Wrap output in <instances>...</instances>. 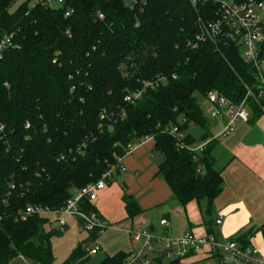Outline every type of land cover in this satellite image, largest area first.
Segmentation results:
<instances>
[{
  "label": "trees",
  "instance_id": "obj_1",
  "mask_svg": "<svg viewBox=\"0 0 264 264\" xmlns=\"http://www.w3.org/2000/svg\"><path fill=\"white\" fill-rule=\"evenodd\" d=\"M13 1L0 0V44L7 40L0 50V264L16 258L53 264L50 239L58 232L50 219L16 221L17 212L61 209L110 168L113 178L126 147L145 137L152 138V153L164 157L158 175L178 204L204 203L210 218L222 179L212 167L216 141L201 154L188 150L195 145L190 126L203 131L201 143L210 139L195 95L214 91L233 105L244 102L250 124L264 104L239 47L197 39L198 19L216 18L214 0L197 10L185 0H65L61 9L26 0L10 10ZM158 77L166 83L123 103ZM174 128L181 139L170 135ZM122 203L126 220L142 214L125 190ZM81 210L97 214L87 201ZM96 236L87 234L63 264L84 263ZM245 236L235 242L249 247ZM127 257L117 252L99 264H123Z\"/></svg>",
  "mask_w": 264,
  "mask_h": 264
},
{
  "label": "crops",
  "instance_id": "obj_2",
  "mask_svg": "<svg viewBox=\"0 0 264 264\" xmlns=\"http://www.w3.org/2000/svg\"><path fill=\"white\" fill-rule=\"evenodd\" d=\"M251 119L252 114L249 112V121ZM212 120L214 126L209 133L210 138L217 137L227 122L223 115ZM152 149L151 139L121 158V165L126 171L115 173L91 204L106 225L112 228L98 240L100 250L106 256L117 252L129 255L138 246L131 241L126 231L150 228L154 234H160L161 220L170 223L166 234L171 237L187 232L202 237L209 230L219 244H224L246 235L245 241L249 247L263 252L264 116L261 115L251 124L237 123L228 136L216 141L211 153L212 167L220 174L222 191L211 207L210 218L206 216L208 219L201 216V205L192 203L183 208L178 204L165 181L158 175V167L164 157L158 155L157 159ZM117 176L122 178L125 187L115 182ZM124 190L142 212L132 222L126 220L122 203ZM218 221L220 225H216ZM218 262L219 253L213 250L209 252L205 248L190 255L181 264Z\"/></svg>",
  "mask_w": 264,
  "mask_h": 264
},
{
  "label": "built area",
  "instance_id": "obj_3",
  "mask_svg": "<svg viewBox=\"0 0 264 264\" xmlns=\"http://www.w3.org/2000/svg\"><path fill=\"white\" fill-rule=\"evenodd\" d=\"M194 10L204 5L208 0H185ZM65 0H36V4L52 8L61 9ZM217 5L216 18L210 22H203L198 19L199 41L209 42L212 45L220 43L230 44L240 48L241 59L254 68L257 83L255 89L259 97H264V0H247L244 3L236 4L233 0H214ZM69 13H65L68 17ZM98 19L102 16L98 14ZM7 44V40L0 44V50ZM166 83L164 77L144 83L139 90L128 93L123 98V103L134 104L140 100L146 90H153L159 85ZM247 97H253L251 91H247ZM208 104L207 114L211 119L218 116H225L226 125L221 133L214 138H210L199 145L188 147L194 154H201L207 144L211 141L225 138L235 128L239 122H249V111L244 102L240 105H233L217 92H209L204 97ZM260 113L264 116V104L260 106ZM104 116L102 115L101 119ZM170 135L181 139L182 134L174 128ZM150 137H145L140 141L130 144L125 149V155L141 147ZM117 169L119 173L126 170L121 165V159H117ZM114 168H110L102 178L94 184H90L83 189L76 191L58 210L47 207L29 206L17 212L16 221L26 220L32 217L54 218L62 231L66 228V217H71L77 221L81 229L87 234L96 232L95 246L87 249L88 256H94L99 250L98 240L103 234L111 230V226L100 218L96 213L86 214L81 210L83 201L93 203L97 195L102 191L106 184L112 179ZM220 225V222H216ZM160 234H154L147 228L126 231L131 241L137 245V249L132 251L123 264H156L159 259L163 262L185 261L190 255L207 248L219 253L218 264H264V249L261 253L254 247H242L234 241L219 244L214 235L198 237L191 232L171 237L166 234L170 223L167 220L159 222Z\"/></svg>",
  "mask_w": 264,
  "mask_h": 264
},
{
  "label": "rangeland",
  "instance_id": "obj_4",
  "mask_svg": "<svg viewBox=\"0 0 264 264\" xmlns=\"http://www.w3.org/2000/svg\"><path fill=\"white\" fill-rule=\"evenodd\" d=\"M25 0H14L13 4L10 7V10H14L20 2ZM36 4V0H31L29 5L33 6ZM196 101L198 103L199 109L204 116L206 122H207V131L210 133L213 131V123L214 121L209 117L207 114L208 110V104L205 101V99L200 95H195ZM187 133L191 136V138L195 141V145L201 144V136L203 134V131L196 126H190L187 130ZM157 159L159 158L158 155L155 154ZM114 177V176H113ZM115 182H117L121 187H125L123 185L122 178L117 176L115 179ZM201 216L206 219L207 215L205 214L204 204H201ZM50 228L51 231L58 232L57 235H54L50 239V245L52 249V255H53V264H63L68 257L70 256L71 252L77 247L78 244L83 243L87 239V233L84 232L77 221L71 217H66V228H64L62 231H60L57 221L54 218H49ZM208 219V218H207ZM95 246V243L90 242L87 246V249L93 248ZM106 257V253L102 250H99L94 256H87L86 260L82 264H99L104 258ZM164 264L167 262H163ZM9 264H30L29 262H25L20 258H16L12 260Z\"/></svg>",
  "mask_w": 264,
  "mask_h": 264
}]
</instances>
